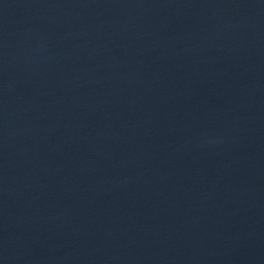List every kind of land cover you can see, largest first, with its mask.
Masks as SVG:
<instances>
[{
  "label": "water",
  "instance_id": "1",
  "mask_svg": "<svg viewBox=\"0 0 264 264\" xmlns=\"http://www.w3.org/2000/svg\"><path fill=\"white\" fill-rule=\"evenodd\" d=\"M0 264H264V0H0Z\"/></svg>",
  "mask_w": 264,
  "mask_h": 264
}]
</instances>
